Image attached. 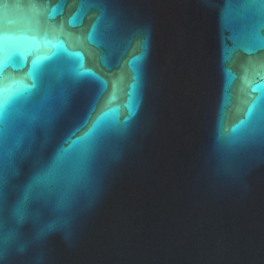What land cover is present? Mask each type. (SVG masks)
I'll return each mask as SVG.
<instances>
[{
	"label": "water",
	"instance_id": "1",
	"mask_svg": "<svg viewBox=\"0 0 264 264\" xmlns=\"http://www.w3.org/2000/svg\"><path fill=\"white\" fill-rule=\"evenodd\" d=\"M0 264H264V0H0Z\"/></svg>",
	"mask_w": 264,
	"mask_h": 264
}]
</instances>
